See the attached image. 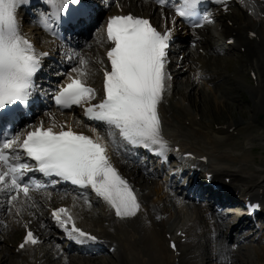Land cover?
I'll use <instances>...</instances> for the list:
<instances>
[{"label": "bare ground", "instance_id": "bare-ground-1", "mask_svg": "<svg viewBox=\"0 0 264 264\" xmlns=\"http://www.w3.org/2000/svg\"><path fill=\"white\" fill-rule=\"evenodd\" d=\"M123 1V12L111 8V14L135 13L136 15H146L152 17L154 23L162 29H167L170 22L174 20V17L166 10L155 9L148 1L121 0V2ZM262 2L264 4V0ZM94 8L97 12L100 10L95 6ZM141 8H146L147 12H141ZM228 20L234 21L232 26L216 23V32L212 28L202 33L198 32L199 30H195L197 32L191 31L192 36L187 41L186 46L181 45L180 42L175 45L174 51L184 55V58L180 59L179 54L175 56L172 64L167 65L170 79L167 80L159 110L161 115L167 119V122L164 120V124H168L172 129L168 132L162 129V134L168 142V150L172 153L180 155L192 152L195 155L196 161L192 162L195 163L197 172L198 166H200L204 172L214 174V180H229V186L233 190L230 191V195L237 194L243 198H254L264 205V171L253 170L254 172H252L251 170L252 173L248 174L249 172L245 170L249 167L237 165L246 162L248 159L246 156L227 158L216 155L214 152V149L219 150L225 147L236 149L238 144L231 143L235 133H230V129L239 130L246 134L247 128L255 127L256 116L264 109V17L256 19L251 12L241 9V13L231 12L230 16L228 15ZM205 28L206 26L203 27V29ZM255 34L256 36H254ZM179 37L181 41L182 36L179 35ZM194 38H197L199 47L206 50V53L201 55L203 57L199 56L201 58L197 60L192 58L195 49L189 45V42L196 41ZM41 40L47 45L46 48L53 46L52 43L47 42V38L41 37ZM98 44L96 40L91 41V45H95L97 48L92 56L97 67L106 62L105 54L102 55V50ZM100 45L104 47L106 44ZM229 45L241 52V61L235 60L226 51ZM243 47H245L244 52H242ZM79 57H84V52L79 53ZM87 59L90 57L87 56ZM190 59L198 65V70L205 76L207 83L205 87H201L202 90L195 93L200 94L198 100L189 96L188 102L191 110L188 111L179 103L178 95L181 93V89L178 85L172 84L171 77L176 78L177 82L180 78L185 77L191 66L187 64V60ZM231 59L237 63L236 68L232 66ZM172 65L176 67L188 65V67L181 70ZM80 67L81 65H78L77 68ZM85 68L87 73L84 77L85 81L96 86L101 78L100 74L93 69ZM247 69H249L250 76H252L251 72L256 74L255 83L251 82V79L248 80L244 74ZM71 71L72 69L68 74ZM242 84L244 86L246 84L252 85L250 88L253 114H248L245 120L231 119L230 117L231 120L220 124L221 126L215 129L213 126L216 123L215 119L209 115L211 107L221 109V105L224 106L231 101V103L238 102L240 96L237 86ZM172 89L175 90L173 94H171ZM231 92L236 95H231ZM80 114L77 111L69 116L65 114L53 115L51 118H45V121L47 126L64 124L68 127L79 121ZM248 118H250L249 121H247ZM41 121L39 120L38 124ZM80 130H87L85 132L93 138L103 137L90 127L88 129L80 128ZM185 137L187 138L186 141L183 140ZM204 140L213 144V147L206 146ZM176 147H179V152L175 151ZM199 157H207L208 161H201L198 159ZM112 165L127 180L137 195L141 208L135 217L121 219L115 215L114 210L104 200L94 199L95 203L101 201L104 205L103 214L99 215L92 210H87L80 200H76L71 195L61 197L52 193H30L31 200H26L23 194H20L18 200L12 203L11 210H9V205L5 206L6 195L0 193V197L4 199V204L0 205V233L3 230L7 233L5 238H0V244H2L1 242L9 244L8 241L10 243L17 241L21 237L22 230L24 231L15 248L0 246V264H10L6 262L11 255V264H22L20 261L24 264L41 263L39 262L41 253L37 250L36 245L29 244L22 250L19 245L25 237L27 226H30L40 239L43 237L46 239L49 233L44 228L36 227V223H44L49 227L57 226L56 228H59L60 226L52 217V210L60 206L67 207L75 220V224L95 234L101 246H108L109 249L114 248V253L119 258V264H216L215 261L217 260L223 264H228L229 259L249 263L246 256L237 257L232 254L231 250H229L228 256L223 245L217 242L218 237L225 236V234L223 226L217 221L213 210L193 205L195 214L191 216L188 208H185L176 198L169 196L165 184L156 183V185L151 186L148 178L141 173L142 170L139 167L128 161L121 162L116 153L112 154ZM215 165L219 168H216ZM261 179L263 180L261 181ZM201 181L199 182L202 183ZM204 187L203 183L202 188ZM217 196L219 198L225 197L224 194H217ZM6 209L7 213L4 215L3 212ZM18 209L19 211H17ZM171 210H174L176 217L166 219L165 214ZM172 241L176 243V252L172 249ZM263 241L264 238L258 239L257 248H255L260 264H264V245L261 243ZM102 254L101 256L106 255ZM15 258L16 260H14ZM76 262L78 261L70 258L67 264ZM77 264L82 263L78 262Z\"/></svg>", "mask_w": 264, "mask_h": 264}, {"label": "snow or ice", "instance_id": "snow-or-ice-1", "mask_svg": "<svg viewBox=\"0 0 264 264\" xmlns=\"http://www.w3.org/2000/svg\"><path fill=\"white\" fill-rule=\"evenodd\" d=\"M25 2L0 0V121L5 123L16 119L18 106L30 103L36 90L34 77L41 68V58L47 55L38 53L22 35L17 11ZM46 2L53 11L41 17L45 26L55 25L67 15L69 6L77 8L79 17L89 14L82 0ZM159 2L164 4L165 0ZM201 3L180 0L173 6L178 17L200 27L204 22L198 15ZM106 35L111 43L107 51L110 67L104 71L99 102H95L97 90L84 79L86 61L82 57L81 67L72 69L53 96L61 108L83 107L87 118L107 128V136L93 139L64 124L45 126L42 121L22 138L5 136L0 140V193L6 195L9 210L21 193L26 200L32 199L31 184L24 178L38 171L91 188L121 219L135 217L140 211L135 191L111 163L108 144L119 140L165 156L168 142L162 134L158 105L170 79L167 64L173 34L171 29L158 30L149 19L127 14L108 17ZM52 217L77 243L97 241L96 236L76 226L68 209H56ZM37 243L38 238L28 230L19 248Z\"/></svg>", "mask_w": 264, "mask_h": 264}, {"label": "rangeland", "instance_id": "rangeland-1", "mask_svg": "<svg viewBox=\"0 0 264 264\" xmlns=\"http://www.w3.org/2000/svg\"><path fill=\"white\" fill-rule=\"evenodd\" d=\"M231 11V10H229ZM237 12V10H232V12ZM231 13H229L230 16ZM218 23H226L230 26L233 25L234 21L233 20H228V16H223V17H219L218 19ZM207 27H212V25H208ZM213 31L216 32V28L215 26L212 27ZM203 31V30H202ZM197 41L193 42L192 45H196L197 46ZM193 46V47H194ZM91 49L93 50V47L86 50V53H90ZM195 49V53L193 55L192 58H194L195 60L203 57L201 55H204L203 53L206 52L205 48L203 47H199V48H194ZM243 50L245 49L244 47L242 48ZM227 51H232V53L230 54L235 60H240L242 59L241 56V52L234 50V47L229 46L227 48ZM209 54V52H207ZM209 55H212L211 53ZM201 56V57H199ZM234 59H231L230 62L232 64V66H235L237 63L234 61ZM187 63L191 65L190 69L187 70L186 72V76L182 77L179 79L178 82H174V85H178L181 89V93L178 95L179 97V103L181 104V106H183L184 108H186L188 111L191 110V108L189 107V96L194 97L195 100L199 99V95L200 94H195L198 90H202L201 87H205L206 83H207V79L204 77H202V74L200 73V70L198 71V65L196 63H194L191 59L187 60ZM238 66V65H237ZM187 68L186 66L184 67V65H181L179 68L180 69ZM178 68V67H177ZM244 74L247 76V79H251L250 77V73H249V69L245 70ZM251 82H254L253 79H251ZM250 86L252 85H239L237 86L238 90V95L240 96L239 101L237 102H229L227 104H225L224 106L221 105V109H216V108H212L211 107V111H209V115L215 119L214 121L216 122L213 126L215 129H218L224 122L226 123V121L231 120L233 118L235 119H241V120H245L246 116L248 114H253L252 112V106H253V101H252V92H251V88ZM249 88V89H248ZM231 92V95H236L235 93ZM186 96V97H185ZM221 99V98H220ZM223 100V99H222ZM221 101V100H220ZM223 108V109H222ZM225 109V110H224ZM242 112V113H241ZM212 113V114H211ZM244 113V114H243ZM231 117V119H230ZM250 118L247 119V121H249ZM213 121V122H214ZM255 127L252 128H247L248 129V134H243L242 132H240L239 130H234V129H230V133H235V136L232 137L231 143L237 145L236 149H229L228 147H225L224 149H214L215 150V154L218 155H222V156H227L229 158H234V157H243L246 156L247 159V163H238L237 165L239 166H244V167H249L247 170H245L246 172L252 173L255 170H262L264 171V109L262 111L259 112V114L256 116V122L254 123ZM212 128V129H214ZM214 129V130H215ZM241 129V128H240ZM218 131V130H215ZM239 133V134H238ZM220 137H223L222 135H220ZM218 138V137H217ZM187 139V138H186ZM220 139V138H219ZM205 141V140H204ZM206 146L213 147V144H209V142H207V140L205 141ZM231 146V145H229ZM246 163V164H245ZM236 165V166H237ZM247 165V166H245ZM250 169V170H249ZM252 170V172H251ZM254 170V171H253ZM150 185H154L157 181L156 179L150 177ZM89 210H94V211H100L101 209V205H98L96 207H87ZM166 218H170L171 216L175 217V213L173 211H169L166 215ZM173 220V219H172ZM174 225V224H173ZM23 231L20 234V236L22 237ZM7 236V233L5 230H3L0 233V238H5ZM19 237V238H21ZM2 244H0V246H7L8 248L13 249L14 247H16L18 240L14 241L12 243H10L8 241L9 244H5V242H1ZM55 242H52L51 240H48L46 242L43 243L42 246L39 247V252L41 253L40 259H39V264H67V262L65 261L66 258L69 256L71 258H73V260H76L78 262H81L82 264H118L119 261L118 260H92L89 259V256L86 257H75V253H63V249L64 246L66 245V242L62 243V247H60V245H55ZM256 244H251L248 245L247 248H241L238 250L233 251L232 253L237 254V256H244L245 254H248L251 256L250 258V263L252 264H260V261L258 260V254L256 253ZM54 246V249H51ZM59 247L61 248L60 250V257L55 258L56 255H54L56 249H59ZM167 247V244H166ZM10 256V255H9ZM10 258H12V255L9 257L8 261L6 263H10ZM76 263H69V264H77ZM217 262V264H221L222 262ZM22 264L24 262H21ZM235 264H241L239 262H234ZM247 264V263H246Z\"/></svg>", "mask_w": 264, "mask_h": 264}]
</instances>
